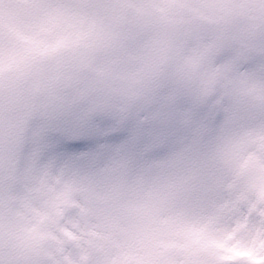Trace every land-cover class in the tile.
I'll list each match as a JSON object with an SVG mask.
<instances>
[{"label": "snow or ice", "instance_id": "snow-or-ice-1", "mask_svg": "<svg viewBox=\"0 0 264 264\" xmlns=\"http://www.w3.org/2000/svg\"><path fill=\"white\" fill-rule=\"evenodd\" d=\"M253 176L264 0H0V264H264ZM217 196L226 254L185 228Z\"/></svg>", "mask_w": 264, "mask_h": 264}, {"label": "rangeland", "instance_id": "rangeland-1", "mask_svg": "<svg viewBox=\"0 0 264 264\" xmlns=\"http://www.w3.org/2000/svg\"><path fill=\"white\" fill-rule=\"evenodd\" d=\"M85 142L84 140L64 141L60 151L66 155H75L78 149L74 146ZM259 182V177L253 176L252 181L241 189V196L250 197L251 185ZM241 196L233 194V199H240ZM185 228L187 236L200 249L226 254L231 252L229 244L233 241V237L241 232L243 223L238 219L235 207L228 206L224 196H217L203 207L190 209ZM232 247L234 248L235 245L233 244Z\"/></svg>", "mask_w": 264, "mask_h": 264}, {"label": "clouds", "instance_id": "clouds-1", "mask_svg": "<svg viewBox=\"0 0 264 264\" xmlns=\"http://www.w3.org/2000/svg\"><path fill=\"white\" fill-rule=\"evenodd\" d=\"M254 40L255 37L254 36H250L249 37V42H248V56L247 58H251L253 51H254ZM255 197L258 200L264 201V182H259L257 183H253L251 185V192H250V197Z\"/></svg>", "mask_w": 264, "mask_h": 264}]
</instances>
